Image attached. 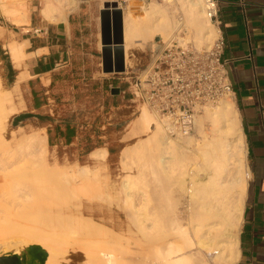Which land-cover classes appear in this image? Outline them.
Returning a JSON list of instances; mask_svg holds the SVG:
<instances>
[{
  "label": "bare ground",
  "instance_id": "1",
  "mask_svg": "<svg viewBox=\"0 0 264 264\" xmlns=\"http://www.w3.org/2000/svg\"><path fill=\"white\" fill-rule=\"evenodd\" d=\"M6 1L0 0L3 12L14 16V21H28L25 18L29 15L28 9L22 4L24 0H15L13 6ZM164 1L163 4L150 1L132 7L134 2L123 9L127 58L130 49L145 48L156 37L160 38L157 42L175 38L199 48L211 46L218 36L219 29L207 15L204 0H178L176 4L181 14H177L175 0ZM78 9L79 0H42L41 13L50 21L66 20L69 13ZM9 49L14 62L21 65L25 57L22 47L10 42ZM0 87V129L5 130L11 116L20 111V106L12 104L15 89L4 87L1 79ZM6 103H10V107ZM205 109L211 127L207 131L203 121H197L198 127L204 129L201 142H196L191 135H169L146 109L135 119V130L151 135L139 146L137 159H132L131 166L137 165L141 175L147 164L163 166L166 172L175 175L176 181L169 185L166 194H148L141 178L127 174L119 194H86L104 200L102 204L107 206L106 210L98 202L89 201L88 205L76 192L94 188L90 179L93 171L88 165H76L69 176L64 172L66 187L76 200L41 199L32 194L29 187L17 188V194H0V251L14 249L12 252L20 253L23 246L41 244L49 253L46 264H62L71 259L69 256L82 254L85 264H94L92 261L106 264L108 260L101 254L102 250L96 249L95 259H91V253L84 248L87 246L85 239L100 237L111 243L112 236L106 228L87 220L85 215L97 211L103 215V223H110L105 220V215L110 213L114 219L116 212L123 213L126 218L118 224L119 227L133 224L145 237L148 255L142 257L152 264H179L186 256L193 259L191 264H210L205 253L214 254L216 264H235L250 172L246 141L232 97H226L219 106H205ZM22 130L13 129L12 137L6 139L3 132L0 133V141L7 148L14 144L27 150L34 157V167L46 166L47 136L42 131L24 135ZM193 143L197 146L193 147ZM107 154V149L101 148L91 156L102 161L106 160ZM78 177L83 178L80 185L74 182ZM24 208L29 211L24 217L34 226L33 231L17 235L19 214ZM96 259L101 261L96 262Z\"/></svg>",
  "mask_w": 264,
  "mask_h": 264
},
{
  "label": "crops",
  "instance_id": "2",
  "mask_svg": "<svg viewBox=\"0 0 264 264\" xmlns=\"http://www.w3.org/2000/svg\"><path fill=\"white\" fill-rule=\"evenodd\" d=\"M34 1L27 18L29 27L21 31L17 42H7L8 51L3 52L10 55L4 57L8 60L4 59L2 67L5 80L12 79L11 87L6 88L18 89L16 95L20 89L23 92V101H14L20 106L11 116L18 126L14 130L23 129L28 122H43L47 132L42 133L49 142L55 125L59 130L56 146L71 148L80 141L82 130L96 120L101 128L110 130L102 135L108 137L109 147H96L89 157L101 148L109 156L110 147L131 120L134 104L126 73L103 69L102 7H95L98 0H85V9L69 13L66 20L50 21L41 13L42 4ZM215 24L226 41L223 59L234 89L232 98L250 171L235 264H264V0H219ZM10 42L24 50L21 65L14 62ZM1 47L6 49L4 44ZM0 79L2 82L1 75ZM59 98L66 103L55 114L52 110Z\"/></svg>",
  "mask_w": 264,
  "mask_h": 264
},
{
  "label": "rangeland",
  "instance_id": "3",
  "mask_svg": "<svg viewBox=\"0 0 264 264\" xmlns=\"http://www.w3.org/2000/svg\"><path fill=\"white\" fill-rule=\"evenodd\" d=\"M105 1L121 2V7L123 9H126L128 6H131L135 2V0H98V4L95 7H97V9L99 6L103 7ZM150 1L158 2L160 4H163L165 2L164 0H148V3ZM177 1L178 0H175L174 7H176L177 14H181L176 4ZM6 2L11 6L16 5L15 0H7ZM31 2L32 0H24V2H22V4H25L29 9V14L31 11ZM34 2L38 5L42 4V0H35ZM86 4L87 3L85 0H79L78 10L85 9ZM133 6L135 7V4L132 5V7ZM35 10L36 12H40V7H35ZM4 13L5 12H3L0 7V75L2 78L3 86L11 87L12 84H10V82L12 81V79L6 81L2 74V67L6 60L4 57L10 55L4 54L3 52L5 50L8 51L6 46L7 42H9L10 40L18 41L20 39V37L22 36L21 31L29 27L27 26L29 22H17L16 20L14 21V16H9ZM96 16L99 17L98 12ZM25 18L27 19V16H25ZM157 40L160 41V38L156 37L155 40H153V42H151V44H149L145 48L137 46L133 49H130L129 52H135L137 55H142L148 58L151 55V51L161 45V42H157ZM2 44H4L6 49H2ZM201 47L207 46L204 45ZM17 90L18 89H15V91H13L12 104L23 101L22 90L20 89L19 93L16 95ZM224 100L225 98L208 107L219 106L220 103ZM65 103L66 101H64V99L59 98L58 100H56L55 107L53 108L52 112L56 114L57 110L61 111L64 108ZM6 106L10 107V103H6ZM145 109L153 115L154 121H159V123L162 124L156 114L147 106H139L138 111L136 110L132 112L131 120L125 125V127L117 136L118 141L114 143L115 145L113 147H110V155L107 156L106 160L104 159L102 161H97V159L95 158H90L89 153L94 148L99 146H104L106 148L109 147L108 137L102 135L108 133L110 130L108 127L101 128L100 125L97 124L96 120L93 123H89L88 128H84L82 130L80 141L74 144L71 148H59L58 146H56V136L59 134V130H57L55 125H53V135L49 139L48 150L46 152V166L41 165L38 167H34V157L30 155L27 150H21L20 147L18 148V146H14V144H12V147L10 145H7L9 147L7 148L5 146L6 144L4 145L0 141V194H17V188L29 187L31 189V193L37 194L38 198L41 199L42 197H46L58 199L61 201L76 200L71 195L73 193L69 189H67L65 178L67 177V175L69 176L75 171V169L77 168L76 165L80 164L90 166L93 171L90 179L94 183V188L86 191L77 190L76 192V194H81V197L79 198L88 202V205H90L89 201L102 204L104 200L97 197H89L86 194H119L121 191L122 181L127 174H132L134 176H137L138 178H141L145 183V188L147 189L146 191L148 194H153V196L154 194L156 196L157 194H166L169 189V185L176 181L175 175L166 172V169H164L163 166L158 167L157 165L148 164L143 167V175H141L140 169L137 165L133 164V166H131L132 159L134 157L135 159H137L136 153L138 150H140L139 146L145 138L151 135L150 132H138L134 128L135 119ZM12 118L9 120L5 130L0 129V133L3 132L2 135L4 136V139L11 138L13 129L18 127L16 126V124L12 123ZM200 120L203 121L205 129L208 131V129L211 127V122L206 116V109L203 110V112L198 116L197 121L199 122ZM198 122L196 131L190 135L196 142H201L204 129H200V127H198ZM59 123L64 122L60 119ZM42 125L43 122H38L37 124L28 122L26 126H22L24 129L22 130V133L24 132V135H31L32 133L36 132L34 130L47 132L46 128L42 127ZM119 139H121V141H119ZM4 141L6 142V140ZM192 146L195 147L197 145L196 143H193ZM146 151L150 152L149 149H146ZM153 151L155 150L153 149ZM198 159H200V157ZM64 172L67 173L66 177L64 176ZM74 182L80 185L83 182V178L78 177ZM99 186L101 187L100 189H98ZM133 194H141V192H133ZM106 203L107 201L105 202V205H107ZM93 207L94 209H98L97 206ZM105 207L107 206H104V208ZM106 209L107 208H105V210ZM28 212V209L24 208L19 214L21 220L18 222L15 232L17 235H23L25 232L33 231L34 226L29 224L30 220L28 221V218L24 217ZM102 217L103 215H101L97 211L85 215V218L87 220H91L100 228H106L108 233H110L109 235L112 236L111 243L105 241L100 237H97L96 239H94V237L91 239L88 237L87 239H85V241L87 242H85V244L87 246L84 248L88 249V251L91 253V259L92 257L95 259L94 254L97 253L96 251L102 250L101 254H103L104 258L108 260L106 264H152V261L142 257L148 255L145 237L141 233H138L136 231V228L133 224L128 223L123 228L119 227L118 224L126 219L123 213L122 215H119L115 212L114 219L111 218L112 216L110 215V213L106 214L105 220H107L108 222L111 221V224L103 223L102 220L104 219H102ZM101 225L106 226L102 227ZM0 239H2V237ZM59 240H61V238ZM88 242H90V246H88ZM85 244L82 241V245L84 246ZM25 249L26 247L23 246L20 250V253ZM89 249L94 250L91 251ZM12 251H14V249H11L9 251H0V255ZM143 253H145L146 255H142ZM205 254L210 264H216L217 260L213 256L214 254ZM82 255L78 257L69 256V258L71 259L67 262H62V264H85L83 262L85 257L84 255ZM77 258L80 259L77 260ZM96 260V262L101 261L100 259ZM192 261L193 259L190 256H186L183 260H181L179 264H191ZM101 262L99 263L103 264V262ZM91 263L95 264V262L93 261Z\"/></svg>",
  "mask_w": 264,
  "mask_h": 264
},
{
  "label": "built area",
  "instance_id": "4",
  "mask_svg": "<svg viewBox=\"0 0 264 264\" xmlns=\"http://www.w3.org/2000/svg\"><path fill=\"white\" fill-rule=\"evenodd\" d=\"M146 2L135 0V6ZM204 3L207 15L215 24L219 0H204ZM118 4L121 7V2ZM225 46V38L219 31L209 47L198 48L191 42L183 44L172 38L161 42L148 58L135 52H130L127 58L125 49V70L119 73H126L129 78L134 111L147 106L173 137L194 133L205 106L233 95L223 59Z\"/></svg>",
  "mask_w": 264,
  "mask_h": 264
},
{
  "label": "water",
  "instance_id": "5",
  "mask_svg": "<svg viewBox=\"0 0 264 264\" xmlns=\"http://www.w3.org/2000/svg\"><path fill=\"white\" fill-rule=\"evenodd\" d=\"M102 58L105 72L125 70L124 15L117 1H105L100 9ZM48 251L41 244H30L21 253L0 255V264H46Z\"/></svg>",
  "mask_w": 264,
  "mask_h": 264
}]
</instances>
